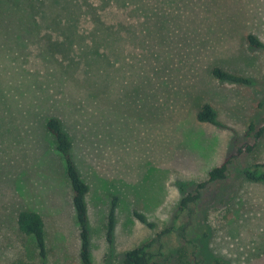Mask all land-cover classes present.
I'll return each instance as SVG.
<instances>
[{"label":"rangeland","instance_id":"374dc122","mask_svg":"<svg viewBox=\"0 0 264 264\" xmlns=\"http://www.w3.org/2000/svg\"><path fill=\"white\" fill-rule=\"evenodd\" d=\"M248 34L264 43V0H0V264H84L44 127L52 115L89 186V264H116L169 226L181 188L233 155L226 178L206 185L196 229L165 240L164 264H264V182L241 171L264 165V134L246 135L250 121L264 125V48ZM215 66L250 83L219 81ZM204 103L220 125L196 119ZM24 209L42 218L44 256L18 229Z\"/></svg>","mask_w":264,"mask_h":264},{"label":"trees","instance_id":"16d2710c","mask_svg":"<svg viewBox=\"0 0 264 264\" xmlns=\"http://www.w3.org/2000/svg\"><path fill=\"white\" fill-rule=\"evenodd\" d=\"M76 3V2H75ZM80 10L78 2L76 3ZM89 7V6H86ZM86 13V12H85ZM90 13V12H89ZM87 14V13H86ZM80 14L72 15V20L77 21ZM248 43L254 48H264V43L254 34H248ZM212 75L219 81L230 83L249 84L250 79L237 73L226 71L219 66L212 69ZM196 119L200 122L210 123L212 125H220L218 115L210 103H204L196 113ZM44 127L52 137L54 147L61 156L64 163L65 176L69 182L71 189V201L74 208L76 222L78 225L80 239V259L84 264L90 262V233L88 227V213L86 196L89 192V186L82 178L79 169L76 166L72 156V141L68 133L62 127L60 119L55 116H49L45 120ZM264 134V125L258 126L256 121H250L246 129V135L254 137L258 140ZM253 145L246 147V151H250ZM240 152V149H238ZM233 157H235L233 155ZM232 156L225 157L219 164L209 169L207 178L203 181L192 184V189L186 191L185 187L181 188L184 195L180 198L178 206L172 217L171 224L164 229L156 232L152 238L144 243L137 245L125 251L121 259L116 264H164L165 240L176 234L184 235L189 232V229H196V214L200 199L203 197V192L206 185L221 181L226 178L230 168ZM263 163L254 162L242 168V174L249 180L264 182ZM117 204V196H114L109 208L106 221V238L109 242L112 240V234L115 224V208ZM132 214L136 219L146 226L152 228L154 223L147 220L146 216L133 210ZM17 226L20 232L30 235L34 238L37 250L41 256L45 255V233L41 216L33 210H20L17 214ZM213 264H222L218 259L214 260Z\"/></svg>","mask_w":264,"mask_h":264}]
</instances>
